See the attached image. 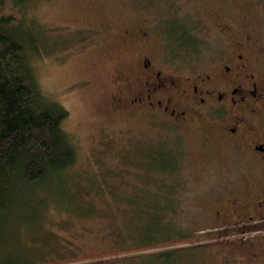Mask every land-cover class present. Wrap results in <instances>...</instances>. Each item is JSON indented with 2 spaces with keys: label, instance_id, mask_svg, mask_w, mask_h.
Returning a JSON list of instances; mask_svg holds the SVG:
<instances>
[{
  "label": "rangeland",
  "instance_id": "1",
  "mask_svg": "<svg viewBox=\"0 0 264 264\" xmlns=\"http://www.w3.org/2000/svg\"><path fill=\"white\" fill-rule=\"evenodd\" d=\"M14 1L25 13L15 33L25 43L39 86L68 112L61 125L75 139L76 160L66 171L67 198L93 207L89 218L101 217L120 206L117 199L144 192L150 180L145 168L176 162L171 177H179L183 188L173 196L171 215L180 232L188 231L114 253L100 238L110 231L104 221L103 227L82 222L48 200L37 223L14 240L17 254L36 259L17 264H250L247 243L264 236V224L242 232L230 226L232 219L214 215L230 194L229 148L195 133L196 127L189 130L126 105L128 87L118 74L134 67L143 52L154 53L175 73L201 66L229 44L216 23L229 15L237 16V23L229 22L241 29L246 16L252 21L261 34L251 45L262 46L264 53V0ZM137 26L149 33L148 42H137ZM64 245L71 250L60 255Z\"/></svg>",
  "mask_w": 264,
  "mask_h": 264
},
{
  "label": "trees",
  "instance_id": "2",
  "mask_svg": "<svg viewBox=\"0 0 264 264\" xmlns=\"http://www.w3.org/2000/svg\"><path fill=\"white\" fill-rule=\"evenodd\" d=\"M24 19L22 4L0 0V264L35 261L32 254H17L14 240L17 232H27L37 223L48 200L82 222L94 221L100 227L105 222L110 231L101 232L100 238L108 241L106 249L114 253L186 236L188 231L180 232L171 215L177 203L173 196L183 188L179 177H171V172L178 171L176 162L163 167L160 160L161 165L145 168L150 180L144 192L117 199L120 206L101 217L89 218L93 207L70 201L64 194L69 187L66 171L76 160V142L61 125L67 110L43 93L25 43L15 33ZM69 247L62 246L60 255L67 254Z\"/></svg>",
  "mask_w": 264,
  "mask_h": 264
},
{
  "label": "flooded vegetation",
  "instance_id": "3",
  "mask_svg": "<svg viewBox=\"0 0 264 264\" xmlns=\"http://www.w3.org/2000/svg\"><path fill=\"white\" fill-rule=\"evenodd\" d=\"M236 18L216 20L229 44L201 66L175 73L154 53L143 52L118 80L128 87L126 105L159 113L189 130L196 127L195 133L229 148L230 194L214 215L232 219L230 226L245 232L264 228V53L262 46L251 45L261 34L252 21L246 16L241 29L229 22L237 23ZM148 37L137 26V42L146 43ZM116 101L122 103V97ZM247 244L249 263L264 264V236Z\"/></svg>",
  "mask_w": 264,
  "mask_h": 264
}]
</instances>
